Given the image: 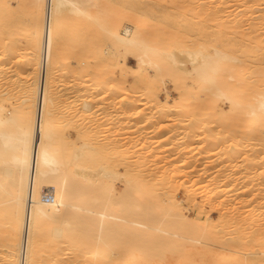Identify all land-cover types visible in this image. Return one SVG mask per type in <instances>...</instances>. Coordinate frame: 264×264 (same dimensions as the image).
I'll return each mask as SVG.
<instances>
[{
  "label": "bare ground",
  "instance_id": "bare-ground-1",
  "mask_svg": "<svg viewBox=\"0 0 264 264\" xmlns=\"http://www.w3.org/2000/svg\"><path fill=\"white\" fill-rule=\"evenodd\" d=\"M0 236L7 264H264V0H0Z\"/></svg>",
  "mask_w": 264,
  "mask_h": 264
},
{
  "label": "rangeland",
  "instance_id": "rangeland-1",
  "mask_svg": "<svg viewBox=\"0 0 264 264\" xmlns=\"http://www.w3.org/2000/svg\"><path fill=\"white\" fill-rule=\"evenodd\" d=\"M132 68H135V64L133 63V64H131L130 65ZM68 101V100H67ZM74 101V99H69V103H71V102H73ZM66 103H68V102H66ZM62 123H63V121H59V124H60V126H62ZM197 200H198V202H200L199 201V199L198 198H196ZM206 202V201H205ZM215 212H217V211H215ZM214 212V218H215V220H218L219 219V214L218 213H215ZM1 237V236H0ZM3 237V236H2ZM2 239H4V237L2 238ZM2 243L5 241H2V240H0ZM0 242V243H1ZM6 243V242H5ZM4 243V244H5ZM0 244V256L2 255L3 256V258H2V256L0 257V264H7V261H9V259H7L6 258V254L4 253V252H6L7 250H8V248L6 247L7 245H8V243L7 244ZM7 248V249H6ZM257 247H255V249H256ZM1 251H2V253H1ZM5 255V256H4ZM68 255V254H67ZM66 254L64 255L65 257H67V258H70V255H68L67 256ZM81 256V257H80ZM79 257H78V260H80V261H78L77 260V262L78 263H80V264H87V262H85V261H83V260H85L84 258H82V255H80ZM240 257V256H239ZM242 257V256H241ZM240 257V258H241ZM23 258H24V256L22 255L21 257H20V264L23 262ZM81 258V259H80ZM42 259V258H41ZM43 261L44 260H40V261H38L37 262V264H44L43 263ZM45 262V261H44ZM239 261H236L235 262V264H241L240 262L238 263ZM257 261H256V259L253 257V264H255ZM13 263H14V261H13ZM27 263H28V260H27Z\"/></svg>",
  "mask_w": 264,
  "mask_h": 264
},
{
  "label": "built area",
  "instance_id": "built-area-1",
  "mask_svg": "<svg viewBox=\"0 0 264 264\" xmlns=\"http://www.w3.org/2000/svg\"><path fill=\"white\" fill-rule=\"evenodd\" d=\"M46 199H47L48 201H50V200L52 199V196H48V197H46Z\"/></svg>",
  "mask_w": 264,
  "mask_h": 264
},
{
  "label": "snow or ice",
  "instance_id": "snow-or-ice-1",
  "mask_svg": "<svg viewBox=\"0 0 264 264\" xmlns=\"http://www.w3.org/2000/svg\"><path fill=\"white\" fill-rule=\"evenodd\" d=\"M28 139H29V142H30V133H29V137H28Z\"/></svg>",
  "mask_w": 264,
  "mask_h": 264
}]
</instances>
